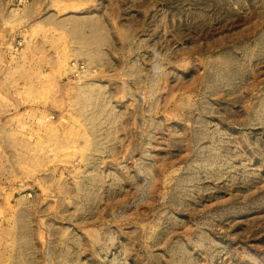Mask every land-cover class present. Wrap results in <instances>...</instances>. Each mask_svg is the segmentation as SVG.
I'll return each instance as SVG.
<instances>
[{
    "label": "rangeland",
    "instance_id": "rangeland-1",
    "mask_svg": "<svg viewBox=\"0 0 264 264\" xmlns=\"http://www.w3.org/2000/svg\"><path fill=\"white\" fill-rule=\"evenodd\" d=\"M0 264H264V0H0Z\"/></svg>",
    "mask_w": 264,
    "mask_h": 264
}]
</instances>
